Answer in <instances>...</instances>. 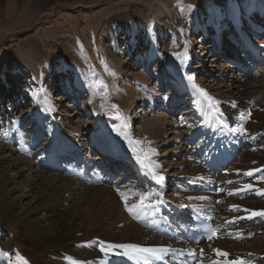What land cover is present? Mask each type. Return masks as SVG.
Wrapping results in <instances>:
<instances>
[{
  "label": "bare ground",
  "instance_id": "6f19581e",
  "mask_svg": "<svg viewBox=\"0 0 264 264\" xmlns=\"http://www.w3.org/2000/svg\"><path fill=\"white\" fill-rule=\"evenodd\" d=\"M62 1L57 0L59 3ZM154 1L148 15L143 14L139 19L148 26L152 43L142 54L140 50L145 46H139L137 56L145 59L146 55L147 65L159 55L157 42L153 39L152 20L169 28L173 42L159 62L161 67L157 70L156 85L163 79L165 84H162L161 90L167 91L166 87H170L173 91L163 98L159 91L147 89V77L140 71L136 72L138 68L135 66L129 75L136 81L137 87L126 85L121 93L122 103L129 113L135 111L132 117L136 121L135 129L139 130V126L150 133L148 136L152 140L148 142L142 134L133 137V122L126 114L125 121H115V127L110 130L103 121L104 108L85 66L75 68L78 76L75 83L68 86L73 91L87 92L83 96L80 93L83 101H78L77 97L74 102H82L83 108L90 110V117H86L85 110L80 112L77 108L68 113L74 105L71 100L64 102L67 99L61 101L64 113L59 111L61 104H56L54 90L48 91L44 84L46 67L38 63L41 58L45 60L44 48L37 42L32 46H18V53L44 91L38 114H50L51 127L47 128V134L57 145L54 147L60 148V152L66 151L62 153L64 155L49 149L33 151L28 140L17 137L20 131L15 128L9 127L5 133L3 130V136L0 134V221L4 216L3 210L11 212L13 216L5 219L3 228L12 231L23 244H34L36 247L27 250L26 254L20 251L7 255L0 251V264H34L35 261L36 264H145L143 260L132 259L128 249L113 248L112 252L120 253L116 255L101 251L102 246L107 248L109 245L170 249L164 253L163 261L150 259L147 264H228L237 259L264 264V215L237 216L233 214L237 210L225 203L229 200L232 205L256 210L253 205L258 202L262 205L261 212H264V193L261 192L264 190V42H255L248 33L250 28H259L257 16L264 19V0H238L236 5H240L241 10L227 4L221 9L214 10V6L208 9L207 16L214 29L212 44L205 42L212 33L202 20L206 13L200 16L202 19L196 20L193 34L187 37L176 26L172 0ZM34 2L40 4L42 0ZM14 3L15 0H8L5 7L9 15L16 14V8L12 7ZM89 6L92 9L97 7ZM135 12L123 10L116 17L117 25L123 23L130 28L127 31L133 44L125 43V54L128 51L131 54L130 47L136 49L139 44V29L134 25ZM87 14L90 13L84 15ZM111 25L115 23H107V27ZM231 25L240 39L238 48L224 44V28ZM200 31L201 37H196ZM57 45H51L55 64L61 72L68 74L69 63H65L67 57L62 42ZM76 48L74 43L72 49ZM233 49H238V52L234 54ZM240 51L247 55V59L254 57L260 62L258 70L262 75L256 74L254 81L248 82V78L224 73L241 68L237 64H229L230 55L238 58L242 56ZM107 54L113 62L123 61L115 49L112 56L110 52ZM200 54L199 61H196L194 57ZM81 65L76 64L78 67ZM190 69L198 71L190 74ZM139 84L148 93H143ZM183 92L188 94L185 99L176 96ZM181 100L184 101L183 107L177 118L169 117L166 110L160 112V108L152 117L140 118L138 115L141 102L150 104L152 109L159 104L170 110V105ZM190 144L193 153L188 148ZM86 151L98 155L96 161L99 165L93 166L94 170L87 164L90 157L86 156ZM179 152L186 158L176 162L174 156ZM112 156H118L120 178L112 179L98 171L109 170ZM53 166L57 169L49 168ZM255 169L260 171L257 174L254 171L251 176L245 174ZM131 177L135 180H127ZM171 177H187L190 187L185 189L179 186V181H167ZM160 182L159 188L156 187ZM170 183L179 186L177 189L182 196L179 202L168 201L162 195V188ZM245 185H252L251 189H246L249 192L237 191L245 189ZM212 187L215 191H208ZM121 192L126 194L127 201L121 197ZM176 195L174 192V199ZM141 196L147 197L144 203L148 206L138 210V214L130 213L128 207L139 204ZM159 201H163L162 207L157 205L150 209V205ZM191 209L202 213L218 228L212 239L198 241L184 229V221L194 225ZM153 213L155 219H152ZM174 231L179 239L175 238ZM230 247L233 250L229 253ZM216 250L228 255L218 254ZM124 252L130 254L126 256ZM195 254L197 257H194ZM216 255L219 261H211L210 258Z\"/></svg>",
  "mask_w": 264,
  "mask_h": 264
},
{
  "label": "rangeland",
  "instance_id": "374dc122",
  "mask_svg": "<svg viewBox=\"0 0 264 264\" xmlns=\"http://www.w3.org/2000/svg\"><path fill=\"white\" fill-rule=\"evenodd\" d=\"M34 1L15 0L14 5H12L14 9L16 8L15 15H9L10 13L5 11L8 0H3L2 2L0 1V134H2L3 130V133H5L9 127L15 128L20 131V135L15 134L14 136L18 135L17 137H24L26 140H28V143L33 148V151L37 150L38 152L43 149H49L50 151H55V153L60 152V148L57 149L56 147H54L57 145H54L53 139L49 134H47V128L51 127L50 114L48 112L47 114L43 115L38 114V112L40 113L41 111L42 97L44 94L43 88L40 86L39 81L35 77V74L26 65V62L23 61L22 56L18 53L17 50L18 46L20 45L27 47L32 46L37 42L44 48L43 51L45 60L41 58L40 61H38L41 67H46V71L44 72V84L47 87L48 91L54 90V100L57 105L61 104L59 111L64 113V111H62V109H64V103H61V101L62 99H67L64 102H69L71 100V104L74 105L71 106L69 111H67L68 113H71L70 111H74L75 108H77L76 110L80 112H83L85 110L86 117H90V113H88L90 112V110L87 107L83 108L82 102H74L77 97L78 99H80L78 101H83V98L81 99L80 93H82L83 96L87 94V92L77 89L73 91L70 90V87L68 86V84L70 83H75L78 76L75 68L80 69L81 67L83 68L85 66L87 68V73H90L92 83L95 85L98 91L101 105L104 108L103 121L107 124L110 130L115 127V121L124 122L127 118L124 115L126 114L130 116L133 122V137H137L142 134L147 142L149 140H152V137L148 136V134L150 133H148L146 129H140L139 126V130L135 129L136 121H133L132 118L135 114V111L132 112L131 110L129 113V110L122 103L121 93L122 89L125 88L126 85H130V87L133 88L137 87L136 81L129 75V73L134 71L133 67L135 66L138 68L136 72L139 73L140 71V73L144 74L147 77V79H145V81H147V89L152 90L153 88V90L159 91L161 95H164L162 96L163 98H165L168 93H171L173 91V89H171L170 87H166L168 89V92L161 90V88L165 84V81L163 79L158 85H156L158 83L157 70L159 69V67H161L159 62L163 59V57L166 56V52L173 42L172 33L169 28L161 26L155 20H152L153 39L155 42H157L156 44L159 49V55L152 61V64L149 62L147 63V65L146 55H144V57H146L145 59H140V56H137L138 48L140 49V47L142 48L143 46H145L143 50H140V54L146 53L149 44L152 43V38L149 34L148 26L145 22H140L142 19L140 21L139 19L143 14L148 15L151 8L150 6L155 1L64 0L59 3L57 2V0H42L40 4ZM200 3L206 5L202 6V4ZM237 3L238 0H172L171 6L173 8V18L175 19L176 26H178V28L185 32V36L187 37L188 34L190 36L193 34V28L196 25V20L198 18L202 19V17L200 16L206 13V15L203 16L204 18L202 20L209 26L212 33H209L205 42L206 44H212V42L214 41V29L212 28L210 19L207 16L209 12L207 10L213 8V6L214 10L221 9L222 7H225L226 4L230 6L235 5L238 10H241L242 7H240V5H236ZM89 4L97 5L96 9H92ZM123 10L136 11L134 16V25L139 29V35L137 36L139 44L136 45V49L134 46L130 47L131 54H129V51L127 54H125L124 52V49L127 48V44L125 45V43L130 42V44H133L132 37L127 31V29L130 28L129 26H124L123 23L117 25L118 21L116 17L118 15V12H121ZM139 10L142 11L139 12ZM87 12L90 14L84 15ZM255 14L259 15V12H255ZM258 17L260 16H257L256 21L260 25L259 28H250V32L248 33L250 36H252V39L255 42L261 43L262 41L264 42V40H262L264 37V19H258ZM72 18L74 19V21L72 20ZM109 22H114L115 25L107 27V23ZM225 27L226 28H224V31H226L224 32L223 36L226 42H224V44L226 43L232 46V48L233 46H236V48H238V42L240 41V39L238 38L236 32H234V27L232 25L229 28L227 26ZM107 28H109V33L105 37V31ZM66 31H72L75 33L70 34ZM197 36L201 37V31L200 33L196 34V37ZM58 42H62L63 50L65 52V56L67 57L65 63H69L68 71L70 73L68 74L61 72V70L57 68V64H55L56 61L54 59H56V57L54 56V54H52L53 51H51V45H56L58 47ZM74 43L77 44L76 49H72ZM217 46H219V44H217ZM114 49L116 50L119 57H123L122 62H113L108 54L105 55L106 53L110 52V55L112 56V52L114 51ZM237 50L238 49H233L234 54L238 52ZM240 52L242 53V56L239 55L238 58L230 55L229 64H237L238 66H241V68L237 67L231 72L224 73H226L227 76H229V74H232L236 77L242 76V78H248V82L254 81L256 74L262 75L260 73V70H258V65L260 64V62L255 60L254 57L247 59V55L242 51ZM118 56L114 57L116 59L122 58H118ZM94 57L97 58L95 59ZM196 57L197 58L194 57V59H196V61H199L198 58L201 57V54ZM71 63L75 65L74 68ZM77 63H79V65H82L78 67L76 66ZM263 65L264 60L262 66ZM194 67H197V63H194ZM208 68L210 67L208 66ZM197 71L198 70L195 71L190 69V74L197 73ZM153 74L156 75L154 76ZM139 88L143 93H148V91L145 90L142 84H139ZM68 90H70V92H68ZM187 95V93L180 95L177 93L176 96H182L185 99ZM59 99L61 100L59 101ZM159 101L163 102L162 100ZM177 102L179 103L170 105V110H168L167 108L165 109L162 105L159 104L156 105V108L152 109L150 108V104H143V102H141V105L138 106L140 108V111L138 110V115L140 118L141 116L152 117L153 115H155L156 110L160 108V112L166 110V113L169 115V117L172 116L177 118V116L180 115L179 113L181 112V109L183 107L182 104L184 101L181 100ZM171 108H174V112L171 111ZM109 117H114V119ZM5 135L8 136L7 133ZM82 137L85 138L87 136ZM188 148L193 153L191 144L190 146H188ZM65 151L66 150L64 149L59 154L61 155L62 153H65ZM86 153V156L90 157L87 160V164L92 170H94L93 166L99 165L96 161L98 159V155L93 154L91 151H86ZM47 155L49 157V154ZM174 157H176V162L181 161L182 159L185 160L186 158L185 155L182 156L180 152ZM112 158H115V160H113ZM236 159L237 157L235 158V160ZM234 161L231 164H233ZM115 162L116 164H114ZM118 163V156H112L110 157L109 170L99 169L98 171H100L103 175L106 174L108 176H111L112 179L120 178V175H118ZM49 168L57 169L55 166ZM254 173L255 172L253 171V174ZM255 174H257V171ZM134 178L135 177H131L127 180H135ZM167 181H172L173 183L175 181H179V186L185 187V189H188L190 187V180L187 179V177H182L180 179L178 177H171L170 179L167 178ZM257 182L259 183L258 180ZM173 183H170V185L167 184L165 188H162V195L164 196V199L166 198L168 199V201L174 200L176 202H179L182 198L180 192L177 189L179 186L178 184L174 185ZM160 185L161 182L159 184H156V187L159 188ZM174 192L177 193L176 199L173 198ZM244 192L247 193L249 191L244 190ZM256 199L257 198H254L253 200ZM225 203L232 208L233 205L229 200H226ZM225 203L223 202V205H226ZM158 206L161 207L162 202H160ZM253 206L255 207L253 209L256 210L250 209L251 207L246 209V206H237L236 208H233L237 210L233 214H243L245 215V217H252L253 212H261V204L256 202V204H254ZM2 216L3 217L0 221V251L7 253V255H13L14 253L20 251L26 254L27 250L36 248L34 244H23L19 239L15 238V235L12 231H8L6 227L3 228L2 225L6 224L5 219L13 216L11 212H9L8 210H3ZM262 222L263 221H261L260 223ZM232 250L233 247H230L229 253ZM210 260L213 262L214 260L219 261V256H213L210 258ZM35 262L37 263V261Z\"/></svg>",
  "mask_w": 264,
  "mask_h": 264
},
{
  "label": "snow or ice",
  "instance_id": "6c2138e0",
  "mask_svg": "<svg viewBox=\"0 0 264 264\" xmlns=\"http://www.w3.org/2000/svg\"><path fill=\"white\" fill-rule=\"evenodd\" d=\"M189 80L192 79V77H188ZM205 95H207V93H205ZM210 100L212 99L211 97H208ZM253 171H260L259 169H255V170H251L248 171L247 173H245L248 176H251L253 174ZM159 179V177H158ZM252 185H245V189H238L237 191H244L246 189H251ZM262 193H264V190H261ZM232 194V193H230ZM121 197L125 199V201H127V196L125 193L121 192L120 193ZM147 199V197L145 196H141L140 199V203L139 204H133L132 206L128 207V211L130 213L133 214H138V210H142L143 208L147 207L148 205H146L144 203V201ZM127 207V204H126ZM237 206L233 205L232 208H236ZM253 216H260V215H264V212H253L252 213ZM213 235H215V232H213ZM209 239H211V236L208 237ZM128 249L131 250V258L132 259H136V260H143L145 261V264H147V262L150 259H154V260H159V261H163L164 260V253L170 251L169 248L167 247H141L139 245H116V246H112L109 245L107 248L105 247H101V251L105 252V254H120L117 252H112V249ZM218 252V254L221 255H225L227 256V253H220L219 250H216ZM129 252H124L123 255H129ZM26 264V262H25ZM228 264H251L250 261H245L243 259H237L236 261H229Z\"/></svg>",
  "mask_w": 264,
  "mask_h": 264
}]
</instances>
